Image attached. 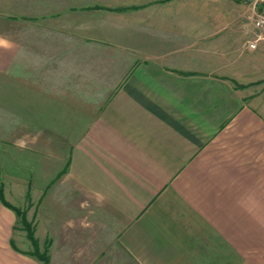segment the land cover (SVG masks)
<instances>
[{"label": "crops", "instance_id": "1", "mask_svg": "<svg viewBox=\"0 0 264 264\" xmlns=\"http://www.w3.org/2000/svg\"><path fill=\"white\" fill-rule=\"evenodd\" d=\"M223 2L23 0L0 14L24 125L77 124L80 94L108 95L39 194L65 190L36 218L50 264H264V42L249 48ZM20 23L40 36L17 37ZM17 140L14 159L36 150ZM16 220L0 202V264H16Z\"/></svg>", "mask_w": 264, "mask_h": 264}, {"label": "rangeland", "instance_id": "2", "mask_svg": "<svg viewBox=\"0 0 264 264\" xmlns=\"http://www.w3.org/2000/svg\"><path fill=\"white\" fill-rule=\"evenodd\" d=\"M261 2H264V0H253L252 2L224 0L223 2L225 11L230 10L232 12L234 21L238 23L241 28V33L245 35V37L243 36L245 40L255 37L252 22L249 17L254 10L264 8V4L261 5L260 9L255 5ZM22 7L23 0H0V11L2 12L0 14L3 16L9 15L8 13H20ZM20 25L22 24L20 23L12 29L17 37L26 39L40 36V31L33 29L25 30ZM259 41L264 42V40ZM13 81L14 78L9 76V74H0V186L2 187L5 199L8 201L9 197L7 193L9 185L13 183L18 184L24 189L28 184L29 190H26V193L25 189L24 191L21 190L19 192L21 195L18 196L24 202L16 207L24 213L26 220L33 228L34 236L38 242V248L40 251L46 252L50 264V258L52 257L53 261H55L56 255L54 252V244H52L54 243V239L42 237L44 233L42 232L41 222L36 218H39L40 214L45 213L46 210L51 213H56L55 200L57 196H64L63 191L65 192V190H58V194L52 190L53 193L50 194V197L48 195L49 200L45 202L46 204L40 199L39 194L42 188L56 185V182L61 180L63 170L67 163L70 145L86 130L91 118L100 111L108 95L96 94L90 97V99H87L86 94H80V104L84 103L90 108L79 111L80 116L77 124L63 126L24 125L21 118L24 117V113L27 111L24 109L18 110L17 107H14L17 105L23 107L24 104H14L11 93L8 94L10 91L9 82L13 83ZM9 97L12 100L9 101ZM30 112L39 113V110L32 109ZM14 139H18L17 141L22 144L28 141V146L36 150H31L33 153H23L24 155L15 152L18 154V157L14 159L8 151V147ZM48 140L54 144L58 142L57 146L54 145L55 149L51 153L48 150H42L44 149L42 145L45 141L49 142ZM41 197L45 200V192L41 194ZM18 198L15 200L17 201ZM54 223L52 224L54 225ZM12 231L10 237L17 250H13L11 261L13 260L16 264H37L38 260L26 253L32 250V244L27 237L26 230L19 216H17ZM51 244L53 245L52 248L49 247ZM49 250L52 251V254Z\"/></svg>", "mask_w": 264, "mask_h": 264}, {"label": "trees", "instance_id": "3", "mask_svg": "<svg viewBox=\"0 0 264 264\" xmlns=\"http://www.w3.org/2000/svg\"><path fill=\"white\" fill-rule=\"evenodd\" d=\"M235 2H252L253 0H234ZM264 2L261 3H256V5L258 6V8H261V5H263ZM119 10V9H118ZM66 170V166L63 170V172H65ZM0 202L5 205L6 207L12 209L17 216L20 217L23 226L26 230L27 233V237L30 240V243L32 244V250L30 252H26L29 255L35 257L38 261H40L41 264H49V259H48V255L46 254L45 251H40L38 248V242L37 239L34 236V232H33V228L31 227L30 223L26 220V217L24 215V213L16 206L12 205L11 203H9L4 195H3V191H2V187L0 186ZM11 245L16 249L15 244L13 243V241H11Z\"/></svg>", "mask_w": 264, "mask_h": 264}, {"label": "built area", "instance_id": "4", "mask_svg": "<svg viewBox=\"0 0 264 264\" xmlns=\"http://www.w3.org/2000/svg\"><path fill=\"white\" fill-rule=\"evenodd\" d=\"M249 18L251 19L252 22V27L254 29L255 37L251 39H247L246 42L249 48L254 49L256 48L257 42L259 40H264V8L260 10H254V12Z\"/></svg>", "mask_w": 264, "mask_h": 264}]
</instances>
